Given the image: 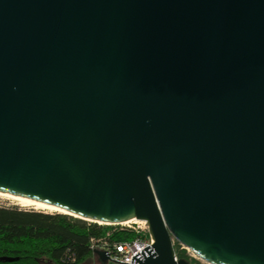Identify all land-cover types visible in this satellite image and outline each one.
<instances>
[{
    "label": "water",
    "instance_id": "water-1",
    "mask_svg": "<svg viewBox=\"0 0 264 264\" xmlns=\"http://www.w3.org/2000/svg\"><path fill=\"white\" fill-rule=\"evenodd\" d=\"M0 193L264 264V0H0Z\"/></svg>",
    "mask_w": 264,
    "mask_h": 264
},
{
    "label": "trees",
    "instance_id": "trees-1",
    "mask_svg": "<svg viewBox=\"0 0 264 264\" xmlns=\"http://www.w3.org/2000/svg\"><path fill=\"white\" fill-rule=\"evenodd\" d=\"M81 220L60 212L0 205V264H110L91 250V239L121 242L130 230ZM177 259H191L176 244Z\"/></svg>",
    "mask_w": 264,
    "mask_h": 264
},
{
    "label": "built area",
    "instance_id": "built-area-1",
    "mask_svg": "<svg viewBox=\"0 0 264 264\" xmlns=\"http://www.w3.org/2000/svg\"><path fill=\"white\" fill-rule=\"evenodd\" d=\"M142 224V225H141ZM112 230H130L133 233V238L121 242H111L100 238L97 240L91 239V250H103L108 253L109 261L116 264L130 263L131 257L139 252L144 247L153 243L150 237L145 222L142 221H127L117 224L108 225ZM182 249H185L181 246ZM187 250V249H186ZM112 259V260H111ZM175 260H178L175 255ZM116 260V261H113ZM121 261V262H118ZM125 262V263H123Z\"/></svg>",
    "mask_w": 264,
    "mask_h": 264
},
{
    "label": "rangeland",
    "instance_id": "rangeland-1",
    "mask_svg": "<svg viewBox=\"0 0 264 264\" xmlns=\"http://www.w3.org/2000/svg\"><path fill=\"white\" fill-rule=\"evenodd\" d=\"M0 205H6V206H10V205H16V206H19V207H23V208H32V209H35V210H38V211H43L41 209H36L34 207H24L23 205H21L17 200H14L12 198H8L6 196H3V195H0ZM44 212V211H43ZM142 225V224H141ZM176 242H174V250L177 248L176 247ZM180 250H183L186 255L191 259V263L190 264H207L205 263L204 261L200 260L196 255H194L191 251L189 250H186V249H182L181 248V245L179 247ZM110 262V261H108ZM109 264V263H108ZM110 264H116V263H113V262H110Z\"/></svg>",
    "mask_w": 264,
    "mask_h": 264
},
{
    "label": "bare ground",
    "instance_id": "bare-ground-1",
    "mask_svg": "<svg viewBox=\"0 0 264 264\" xmlns=\"http://www.w3.org/2000/svg\"><path fill=\"white\" fill-rule=\"evenodd\" d=\"M0 195L6 196L8 198H12L14 200H17L24 207H34L36 209L39 208V209L43 210L44 212L55 211V212L64 213L63 211H61V210H59L57 208H54V207H51V206H47L45 204H42V203H39V202H35V201L29 200V199H26V198H20V197L7 195V194H2V193H0Z\"/></svg>",
    "mask_w": 264,
    "mask_h": 264
}]
</instances>
